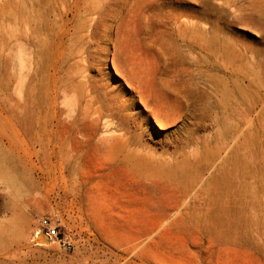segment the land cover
Here are the masks:
<instances>
[{
  "label": "rangeland",
  "instance_id": "rangeland-1",
  "mask_svg": "<svg viewBox=\"0 0 264 264\" xmlns=\"http://www.w3.org/2000/svg\"><path fill=\"white\" fill-rule=\"evenodd\" d=\"M263 48L264 0H0V166H41L48 206L91 174L150 234L120 264H264ZM205 146L184 183L138 167ZM231 148L251 166L214 205Z\"/></svg>",
  "mask_w": 264,
  "mask_h": 264
},
{
  "label": "crops",
  "instance_id": "crops-1",
  "mask_svg": "<svg viewBox=\"0 0 264 264\" xmlns=\"http://www.w3.org/2000/svg\"><path fill=\"white\" fill-rule=\"evenodd\" d=\"M259 55L257 62L264 69V50ZM233 152L231 148L220 155V164L229 166ZM41 170V166H0V190L5 191L0 194V264H120L150 237L120 223L125 219V206H112L109 199L95 195L100 184L85 170L81 184L76 173L74 187L60 191L54 196V206H48ZM80 186H87L83 194ZM43 218L63 229L72 243L70 252L35 237Z\"/></svg>",
  "mask_w": 264,
  "mask_h": 264
},
{
  "label": "bare ground",
  "instance_id": "bare-ground-1",
  "mask_svg": "<svg viewBox=\"0 0 264 264\" xmlns=\"http://www.w3.org/2000/svg\"><path fill=\"white\" fill-rule=\"evenodd\" d=\"M217 154L218 151L215 150L213 147L205 146L201 153H199L193 161L189 159H182L170 165H162L158 163L140 160L139 162H141V166L138 167L144 173H148L151 175L153 174L156 176L163 175L165 177H168L169 179L171 178L178 181V183H184L185 180L189 178L191 172L195 170L196 166H198L202 160L213 158ZM228 160L230 161L229 166H232L233 169L230 170V172L225 170L218 172L215 176L208 180L207 188L202 191L205 197L211 200L214 205H216L221 198L233 200L234 198L239 197L236 190L234 191L235 187L234 182L232 180V174H236L239 176L240 174L247 172L249 170V166H251L245 160L239 158L235 152L230 155ZM232 212H234V210L231 211V213ZM208 220L216 225L223 223V220L221 218L216 217L214 215H210L208 217Z\"/></svg>",
  "mask_w": 264,
  "mask_h": 264
},
{
  "label": "built area",
  "instance_id": "built-area-1",
  "mask_svg": "<svg viewBox=\"0 0 264 264\" xmlns=\"http://www.w3.org/2000/svg\"><path fill=\"white\" fill-rule=\"evenodd\" d=\"M35 237L56 243L66 252H70L72 249V243L63 229L50 218H43L40 221V226L35 233Z\"/></svg>",
  "mask_w": 264,
  "mask_h": 264
},
{
  "label": "water",
  "instance_id": "water-1",
  "mask_svg": "<svg viewBox=\"0 0 264 264\" xmlns=\"http://www.w3.org/2000/svg\"><path fill=\"white\" fill-rule=\"evenodd\" d=\"M263 50H264V48H263Z\"/></svg>",
  "mask_w": 264,
  "mask_h": 264
}]
</instances>
